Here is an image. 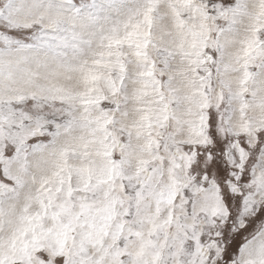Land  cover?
<instances>
[{"label":"snow or ice","instance_id":"1","mask_svg":"<svg viewBox=\"0 0 264 264\" xmlns=\"http://www.w3.org/2000/svg\"><path fill=\"white\" fill-rule=\"evenodd\" d=\"M0 264H264V0H0Z\"/></svg>","mask_w":264,"mask_h":264}]
</instances>
